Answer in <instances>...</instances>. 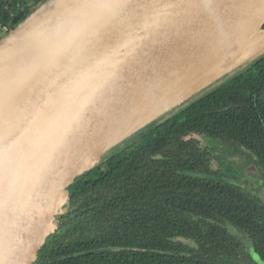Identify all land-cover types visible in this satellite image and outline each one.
I'll use <instances>...</instances> for the list:
<instances>
[{
    "label": "water",
    "instance_id": "obj_1",
    "mask_svg": "<svg viewBox=\"0 0 264 264\" xmlns=\"http://www.w3.org/2000/svg\"><path fill=\"white\" fill-rule=\"evenodd\" d=\"M110 4V7H95ZM264 0H44L0 38V264H32L64 189L264 55Z\"/></svg>",
    "mask_w": 264,
    "mask_h": 264
},
{
    "label": "trees",
    "instance_id": "obj_2",
    "mask_svg": "<svg viewBox=\"0 0 264 264\" xmlns=\"http://www.w3.org/2000/svg\"><path fill=\"white\" fill-rule=\"evenodd\" d=\"M42 1L0 0V17ZM215 143L264 176V55L77 176L32 264H264V203L211 177Z\"/></svg>",
    "mask_w": 264,
    "mask_h": 264
},
{
    "label": "rangeland",
    "instance_id": "obj_3",
    "mask_svg": "<svg viewBox=\"0 0 264 264\" xmlns=\"http://www.w3.org/2000/svg\"><path fill=\"white\" fill-rule=\"evenodd\" d=\"M212 150L214 156L211 158L210 167L215 171L211 177L245 188L264 203V176L254 164L255 155L219 143H215Z\"/></svg>",
    "mask_w": 264,
    "mask_h": 264
},
{
    "label": "built area",
    "instance_id": "obj_4",
    "mask_svg": "<svg viewBox=\"0 0 264 264\" xmlns=\"http://www.w3.org/2000/svg\"><path fill=\"white\" fill-rule=\"evenodd\" d=\"M11 28V23H4L0 17V38L4 37L11 30Z\"/></svg>",
    "mask_w": 264,
    "mask_h": 264
},
{
    "label": "bare ground",
    "instance_id": "obj_5",
    "mask_svg": "<svg viewBox=\"0 0 264 264\" xmlns=\"http://www.w3.org/2000/svg\"><path fill=\"white\" fill-rule=\"evenodd\" d=\"M264 39V35H255L253 38H251L245 45V48L252 47L254 43L259 42V40Z\"/></svg>",
    "mask_w": 264,
    "mask_h": 264
},
{
    "label": "snow or ice",
    "instance_id": "obj_6",
    "mask_svg": "<svg viewBox=\"0 0 264 264\" xmlns=\"http://www.w3.org/2000/svg\"><path fill=\"white\" fill-rule=\"evenodd\" d=\"M110 6H111L110 4H99V5H96L95 7L105 8V7H110Z\"/></svg>",
    "mask_w": 264,
    "mask_h": 264
}]
</instances>
